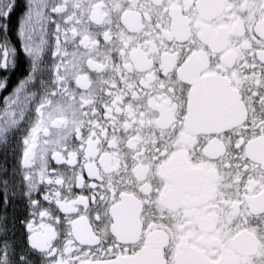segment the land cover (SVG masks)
<instances>
[{"label":"snow or ice","instance_id":"1","mask_svg":"<svg viewBox=\"0 0 264 264\" xmlns=\"http://www.w3.org/2000/svg\"><path fill=\"white\" fill-rule=\"evenodd\" d=\"M0 264H264V0H0Z\"/></svg>","mask_w":264,"mask_h":264},{"label":"flooded vegetation","instance_id":"2","mask_svg":"<svg viewBox=\"0 0 264 264\" xmlns=\"http://www.w3.org/2000/svg\"><path fill=\"white\" fill-rule=\"evenodd\" d=\"M26 70H27V64L24 63L23 66L20 68V70L16 72L15 77H13V79H17V78H19V77L21 76V74H22L24 71H26Z\"/></svg>","mask_w":264,"mask_h":264}]
</instances>
